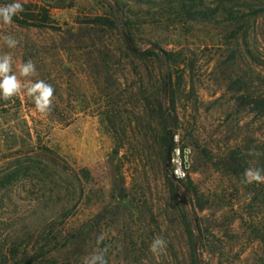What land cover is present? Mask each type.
<instances>
[{
	"label": "rangeland",
	"instance_id": "374dc122",
	"mask_svg": "<svg viewBox=\"0 0 264 264\" xmlns=\"http://www.w3.org/2000/svg\"><path fill=\"white\" fill-rule=\"evenodd\" d=\"M230 1L21 0L17 17L43 26L0 23L22 84L0 99V264L102 250L107 264H264V183H243L264 169L249 105L264 95V0ZM38 80L54 89L44 114L23 87ZM170 140L191 152L180 182L165 173ZM66 215L85 242L59 243Z\"/></svg>",
	"mask_w": 264,
	"mask_h": 264
},
{
	"label": "clouds",
	"instance_id": "9594fccd",
	"mask_svg": "<svg viewBox=\"0 0 264 264\" xmlns=\"http://www.w3.org/2000/svg\"><path fill=\"white\" fill-rule=\"evenodd\" d=\"M24 11L21 0H12L11 3L0 5V23L5 25L13 22V17L18 16ZM3 40L7 47L15 48L18 41L11 36H4ZM12 58L5 54L0 56V99L8 100L18 94L22 84L16 74H12ZM35 73V66L31 60L19 66V75L28 77ZM26 95L31 97L35 104V109L39 113H46L51 104L54 89L51 85L42 80L35 83L24 84ZM243 183H264V169L249 167L243 172ZM166 248V241L163 238H154L150 245V251L153 254H160ZM85 264H107L104 251L93 254L85 260Z\"/></svg>",
	"mask_w": 264,
	"mask_h": 264
},
{
	"label": "trees",
	"instance_id": "16d2710c",
	"mask_svg": "<svg viewBox=\"0 0 264 264\" xmlns=\"http://www.w3.org/2000/svg\"><path fill=\"white\" fill-rule=\"evenodd\" d=\"M220 1L222 3L231 4L230 0H220ZM13 22H15L19 25H25V26H31V27H42L43 26V25H38L36 23H28L27 21H21L17 16L13 17ZM90 23L93 25H97V26H110L113 24V23H111V21H109L108 19H106L104 17H96L95 19H92L90 21ZM249 105L252 107V111L256 115H259V116L264 118V95L251 97ZM164 128L168 132H171L172 124H171L169 118L165 119ZM165 146H166L168 152L170 153L171 150L173 149V145L170 144L169 142H166ZM46 164L51 165L54 168L57 167L58 169L55 168V170L57 172L61 173L62 175L65 174L66 176H71V174L68 173V169H66L62 165L61 166L58 165V163H50L49 161H46ZM167 166H168V168L165 169L166 174H168V171L170 170L169 155H168ZM174 180L176 182H180V181L176 180L175 178H174ZM70 219H71V217H69V215H66V219H64L65 221L61 224V228L57 232L58 233L57 240L63 246H67L71 243L73 244L77 241H79V242L81 241L83 243V242H85V239H86L87 232L85 231L86 229L84 228V226H81V227L79 226V227L75 228V227L71 226Z\"/></svg>",
	"mask_w": 264,
	"mask_h": 264
},
{
	"label": "built area",
	"instance_id": "2783aa9c",
	"mask_svg": "<svg viewBox=\"0 0 264 264\" xmlns=\"http://www.w3.org/2000/svg\"><path fill=\"white\" fill-rule=\"evenodd\" d=\"M191 152L188 149H182L179 145L173 147L169 153V163L173 177L178 180L187 178L191 165Z\"/></svg>",
	"mask_w": 264,
	"mask_h": 264
},
{
	"label": "water",
	"instance_id": "95a60500",
	"mask_svg": "<svg viewBox=\"0 0 264 264\" xmlns=\"http://www.w3.org/2000/svg\"><path fill=\"white\" fill-rule=\"evenodd\" d=\"M126 40H127V43H129V41H128V38H126ZM140 53V52H139ZM172 142H171V140H170V144H171ZM168 155H169V153H168Z\"/></svg>",
	"mask_w": 264,
	"mask_h": 264
}]
</instances>
